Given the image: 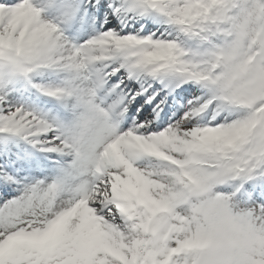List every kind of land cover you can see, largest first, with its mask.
Returning a JSON list of instances; mask_svg holds the SVG:
<instances>
[{"label":"snow or ice","instance_id":"obj_1","mask_svg":"<svg viewBox=\"0 0 264 264\" xmlns=\"http://www.w3.org/2000/svg\"><path fill=\"white\" fill-rule=\"evenodd\" d=\"M0 264H264V0H0Z\"/></svg>","mask_w":264,"mask_h":264},{"label":"rangeland","instance_id":"obj_2","mask_svg":"<svg viewBox=\"0 0 264 264\" xmlns=\"http://www.w3.org/2000/svg\"><path fill=\"white\" fill-rule=\"evenodd\" d=\"M237 203L239 204V201Z\"/></svg>","mask_w":264,"mask_h":264}]
</instances>
